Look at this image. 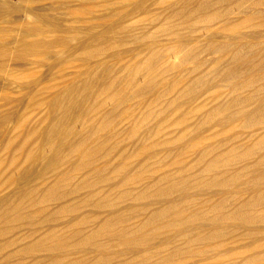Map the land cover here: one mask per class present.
I'll return each instance as SVG.
<instances>
[{
	"label": "bare ground",
	"instance_id": "1",
	"mask_svg": "<svg viewBox=\"0 0 264 264\" xmlns=\"http://www.w3.org/2000/svg\"><path fill=\"white\" fill-rule=\"evenodd\" d=\"M149 1H136L128 8L104 1L98 6L108 12L96 19L111 20L112 30L136 27L150 12ZM189 1L182 0L183 7L174 14L190 21L193 31L229 28L235 32L258 17L264 23V0H239L226 10H211L207 0H198L187 10ZM8 11L18 13L21 8L0 4V12ZM84 11L93 14L94 9ZM230 13L243 18H226ZM32 15L18 30L19 36L11 26L0 27V40L16 45L2 46L0 56L24 61L33 55L46 61L59 45L63 47L59 64L69 66L79 60L86 70L80 71L79 82L65 83L51 94L47 116L28 133L26 129L21 142L15 144L13 136L6 141V150L12 153L0 160L2 264H27V254L33 256L28 264H264V146L256 141L237 146L223 139L205 144L207 137L220 135L216 131L206 136L205 129L214 125L216 114L231 109L232 102L209 109L206 103H196L199 92L192 87L185 100L176 95L161 104L178 84L162 89L165 72L170 66L182 68L198 60L202 50L178 39L182 57L170 65L154 40L147 55L139 53L128 62L125 51L108 54L125 42L123 38L88 32L73 45L70 30L61 23ZM159 27L171 31L170 25ZM149 36L143 33L136 40ZM28 37L35 38L27 42ZM212 49L232 52L237 63L244 61L238 46ZM111 59L123 63L117 67ZM248 67L254 70L244 76L241 90L264 80L260 65L249 61ZM238 72L237 65L228 66V75L236 77ZM248 113L245 108L237 111L245 118L243 125L257 132L264 125V109ZM239 119L221 121L222 132ZM149 121L155 125L148 126ZM27 143L34 144L29 151ZM193 148L197 149L191 152ZM36 162L40 164L35 170ZM14 172L35 175L45 185L22 187ZM4 186L13 190L5 193ZM25 224L34 229L18 234ZM29 236L33 238L27 245L22 241Z\"/></svg>",
	"mask_w": 264,
	"mask_h": 264
},
{
	"label": "rangeland",
	"instance_id": "2",
	"mask_svg": "<svg viewBox=\"0 0 264 264\" xmlns=\"http://www.w3.org/2000/svg\"><path fill=\"white\" fill-rule=\"evenodd\" d=\"M104 1H109V2L116 1L115 3L125 4L127 5V7L126 6L123 7L128 8L129 5H131L130 7H132L133 3L141 0H131V1L130 0H125V1L122 0H0V4L7 3L10 6L13 7L17 6L21 8V11L18 13L8 11L7 14H3L2 12H0V27L7 29H11L13 27L11 30H16L15 36H19L20 32L23 30L22 24L26 21L28 22L29 20H31L33 16L32 14L34 15L38 14L40 16H44L46 19L57 21L61 23L63 28H66L67 30L69 29L70 31L67 32V34H69L72 37L71 44L73 45L80 39V37L84 38L85 36H87L86 34L88 32L92 34L106 33L109 37L115 36V37L123 38L125 42L120 47L109 50L108 54L110 56H114L115 54L114 52L116 51H123V52L125 51L127 52L128 56L125 58L124 61H128V62L129 61L133 62L130 59L134 58L135 60L138 57L139 53L141 54L143 53V56L147 55L148 51H150L151 49V45L153 44V41L155 40L157 47L160 48V50L163 48L161 54L163 56H166L165 60L167 61V63L172 65L182 57V54H180L179 52L181 46L177 41L178 39L186 41L192 45L194 44V47L200 48V51L202 50L201 52L202 54H200L201 55L200 58H198V60L195 59L192 61H188V64L186 62L182 68H176L170 66L171 68H169L165 72V76H166L165 81L161 83L160 87L162 89L163 87H169L172 84H174L176 81H178V84L172 91L170 92L168 91L161 104L166 102L169 99V97H173L176 95L177 96L181 95V99L185 100L186 96L184 94H186L187 90H189L192 87L193 89L197 90L196 92H199V95L197 97L198 101L196 99L197 101L196 103H200V102L206 103V106L209 109L210 108L212 109L214 107L217 108V106L219 105L220 107H222L227 102H232L233 106L231 107V109L226 110V112L222 111L218 113V116L217 114L215 115L216 117L214 119V125H213L216 126L214 127L215 129L213 128V126L209 127L208 129H205L206 131L204 132V134L206 136H209L216 131L220 132L219 133L220 135L218 137H209V138L207 137V141L205 144H209V145L215 144L218 139L220 140L223 139V141L224 140L225 142L228 141L231 144L237 146L252 144V142L254 144H256V142L261 143V145L264 146V125H261L260 128L257 130V132H253L252 128L245 127L243 125V121L245 120V118L237 114V111L241 108L243 109L245 108L247 113L253 112L258 108L264 109V102H263L264 92H262L264 91L263 90L264 80L253 86L247 88L244 87L242 90H241L242 86L238 87L239 84L242 82V80L245 77H247L250 74V72L254 70L248 67L249 61L250 62L254 61V63L260 65V67L264 70V64H263L264 63V49H263L264 23L262 22L263 20L262 17L256 18L253 21V23L247 26H243L239 31L234 32L229 28H223V29L214 28L211 29V31L208 30L200 33L197 31H193L191 29L190 21L186 22V18L183 15L179 16L177 14L176 15L174 14L175 10L181 9L183 7L184 4L183 2H181L182 0L166 1L165 3L156 2L158 4L154 3L155 2L154 0H151L148 2L150 12L148 14L142 15L141 17L142 20L140 21L138 26L136 27L134 26L123 30L119 29L118 27H115L114 30H112L111 27L114 24H112L111 20L99 21L98 19H96V17H101L108 12L107 8L98 6L99 3H102ZM207 1H210L212 4L211 10H218V9L226 10L227 8L236 6L235 4H237L239 0H224V1L207 0ZM197 4H198V0H190L188 4L189 7H187V10L188 9L192 10L193 7H195ZM89 7H92L94 9L93 14H89L84 11ZM166 7L169 9H167ZM7 18L9 19L7 20ZM226 18L239 19L243 17L242 14L238 15V13H230L229 15H227ZM145 24H147V27ZM163 25L165 26L170 25L171 31L167 29L166 31L165 29L161 30L159 26H163ZM10 26L11 28H9ZM173 27L175 29H178L177 33L173 32L172 30ZM18 30L20 32H18ZM143 33H149L150 36L147 37L145 40L138 42L136 40V36H139ZM169 34L171 37L169 36ZM45 36L49 38L50 34H45ZM34 38L35 37H28L27 42H31ZM214 40L217 42H215ZM9 41L10 40H8L7 42H3L0 40V48L5 45L11 48L16 47L14 43ZM250 41H252V43ZM220 45H225L227 47L238 46L242 50L241 53H243L242 58L244 61H240V63H237L233 61L232 52L218 53L212 49ZM60 53L63 54V47L58 45L51 49L50 58L49 60L46 61H41L36 56L33 57V55L27 56L26 60L24 61H19L16 59L13 61V59H4L2 56H0V154H1L0 160L3 159L7 160V158L11 156L10 155L12 153L11 150L10 151L6 150L5 147L7 143L6 141H8V139L11 136L15 137L16 139L15 144L19 143L23 140V135L26 129L28 133L33 126L42 123V121L48 114V108L46 106V102L48 98L51 96V94L55 93L57 90L62 88V86L65 83H77L80 81V71L81 70L84 71L86 70V68L85 67L83 68L79 60H76V62H74L69 66H63L62 63L59 64L57 62V59ZM64 55L66 56L65 59L68 60L67 53L65 54L64 52ZM71 61H75V60L73 59ZM110 61H112L113 63L115 62L114 64L117 67L123 63L121 60L111 59ZM234 65L235 66L237 65L239 70L238 72L239 76L236 75V77L230 76L227 73L228 66H234ZM241 72L243 75L241 74ZM254 73H259V72L258 70L255 69ZM189 81H191L192 84ZM235 86L238 87L239 89L234 90ZM254 89H257L256 93ZM231 91L232 93H229ZM249 93L250 94L255 93L254 97L253 96L250 97ZM6 96H8V98H6ZM248 96L252 101L249 100ZM241 101H243V103H241ZM139 111L141 110L139 109ZM7 116H9V118L6 119ZM246 116H250L249 113ZM236 118H240V119L236 120V122L233 123L231 127H227L228 131L225 132L224 130V132H222L221 124L219 125V123L223 120H230V119L232 120ZM242 118L244 119L243 121ZM53 121H54V117H52L50 123ZM154 125H155V121L151 123L149 121L148 126H154ZM261 134H263V136ZM255 138L257 139L259 138V139L257 140ZM205 139L206 138H204V140ZM201 145L202 143H200V146ZM33 146L34 144L30 145L27 143V151H29L30 148H32ZM197 148H193L191 152H193V150ZM194 162L195 161H193L192 163ZM39 164L40 163L36 162L35 165L33 166V169L34 168L35 170L38 169ZM14 173L17 175L16 176L17 178L22 179L21 186L22 187L27 186V189L33 187L34 185L37 186L45 185V183L41 182L39 178L35 177V175L27 174L28 176L26 177L19 172H14ZM5 176L7 177V174ZM3 180L4 178L1 179L0 182L3 183L4 182ZM5 189H6V191H4L5 193L11 192V190H13L12 188H8L4 186L3 190ZM77 227L78 225H74V228ZM33 229H34L33 227L25 224L19 228L17 233L26 234L28 231H31ZM73 229H68L69 231L67 229L64 230H67L65 232L70 233ZM34 235L36 234H33V236ZM33 236H29L26 240L22 242L25 244L27 243L28 245L32 241ZM16 248L20 249L21 246L18 245L16 246ZM42 254L45 257L44 253ZM14 258H16V256ZM32 258L33 256L31 254H27V264L32 260ZM0 264H2V261H0Z\"/></svg>",
	"mask_w": 264,
	"mask_h": 264
}]
</instances>
